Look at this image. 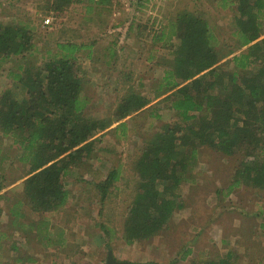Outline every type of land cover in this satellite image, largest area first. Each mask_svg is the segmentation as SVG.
I'll use <instances>...</instances> for the list:
<instances>
[{"label": "rangeland", "instance_id": "obj_1", "mask_svg": "<svg viewBox=\"0 0 264 264\" xmlns=\"http://www.w3.org/2000/svg\"><path fill=\"white\" fill-rule=\"evenodd\" d=\"M106 1L72 0L60 9L56 0L0 4V23L26 26L32 44L25 57H0V95L11 90L25 97L14 75L60 55L59 45L81 46L74 55L85 72L84 113L111 122L90 139L89 155L65 176V204L47 212L26 205L28 162L13 135L0 132V264H104L108 250L118 260L139 263L202 264L231 252L236 264H264V189L232 186L243 154L227 156L206 146L177 187L183 208L152 237L132 244L123 240L138 183L136 160L154 133L178 121L164 99L169 92L160 88L179 43L169 34V23L184 12L202 18L211 43L226 54L235 46L237 13L223 7V0ZM45 17L51 25L43 26ZM260 22L264 30V17ZM130 93L145 97L147 104L115 121L116 105ZM113 169L118 179L101 200L96 184ZM60 237L64 245L56 242Z\"/></svg>", "mask_w": 264, "mask_h": 264}, {"label": "trees", "instance_id": "obj_2", "mask_svg": "<svg viewBox=\"0 0 264 264\" xmlns=\"http://www.w3.org/2000/svg\"><path fill=\"white\" fill-rule=\"evenodd\" d=\"M57 1L56 9H60L72 0ZM223 1V7L237 13L235 46L226 54L213 46L212 32L202 18L184 12L169 23V34L179 43L173 68L165 72L160 88L169 92L164 99L178 121L154 133L136 160L137 188L123 223L127 244L152 237L183 208L176 190L201 146L227 156L242 153L232 186L264 189V38L260 39L264 0ZM160 34L156 41L162 39ZM31 46L26 26L0 23L1 58L25 57ZM80 47L59 45L60 55L40 67H23L22 73L14 75L25 97H15L11 90L0 95V132L13 135L28 162L23 191L33 212L56 210L65 204V176L89 155L90 139L111 125L84 113L88 103L82 94L85 72L74 55ZM147 102L141 95H126L113 112L115 121ZM118 175V169H113L96 184L101 200ZM106 247L111 249L110 243ZM188 253L189 249L182 258ZM232 256L230 252L202 264H236Z\"/></svg>", "mask_w": 264, "mask_h": 264}, {"label": "water", "instance_id": "obj_3", "mask_svg": "<svg viewBox=\"0 0 264 264\" xmlns=\"http://www.w3.org/2000/svg\"><path fill=\"white\" fill-rule=\"evenodd\" d=\"M104 264H154V263L152 262L139 263V262L125 261V260H118L113 256L111 250H108L106 253V259Z\"/></svg>", "mask_w": 264, "mask_h": 264}, {"label": "built area", "instance_id": "obj_4", "mask_svg": "<svg viewBox=\"0 0 264 264\" xmlns=\"http://www.w3.org/2000/svg\"><path fill=\"white\" fill-rule=\"evenodd\" d=\"M15 0H0V4L4 3V4H10L12 2H14ZM74 1H78V2H84L85 0H74ZM109 1H116V0H109ZM42 24L43 26H49L52 24V19L50 17H45L42 20Z\"/></svg>", "mask_w": 264, "mask_h": 264}, {"label": "crops", "instance_id": "obj_5", "mask_svg": "<svg viewBox=\"0 0 264 264\" xmlns=\"http://www.w3.org/2000/svg\"><path fill=\"white\" fill-rule=\"evenodd\" d=\"M107 2V1H106ZM57 243H59L60 245H64V240L61 239V237L56 241ZM55 248H57L56 245H54Z\"/></svg>", "mask_w": 264, "mask_h": 264}]
</instances>
